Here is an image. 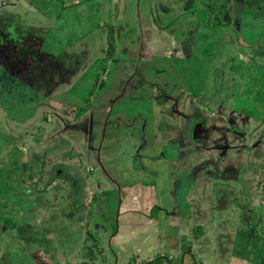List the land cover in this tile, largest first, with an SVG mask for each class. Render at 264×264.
I'll list each match as a JSON object with an SVG mask.
<instances>
[{"label":"rangeland","instance_id":"rangeland-1","mask_svg":"<svg viewBox=\"0 0 264 264\" xmlns=\"http://www.w3.org/2000/svg\"><path fill=\"white\" fill-rule=\"evenodd\" d=\"M46 1L0 0V264H264V0Z\"/></svg>","mask_w":264,"mask_h":264},{"label":"crops","instance_id":"crops-1","mask_svg":"<svg viewBox=\"0 0 264 264\" xmlns=\"http://www.w3.org/2000/svg\"><path fill=\"white\" fill-rule=\"evenodd\" d=\"M80 1H81L80 6L79 5L78 6L77 5L74 6V1L73 0H53V2H51V4H56L57 5V7L54 10V15H52V17H44L43 20L40 21V22H43L44 21L47 24H49L50 26L53 25L52 28H54V30H53L52 33L55 32V29H57V30H60V29L64 30V27H65L66 23H68V20L65 19L66 14L71 15V14H73L75 12H79V11H80L79 13L84 12V14H85V13H90V11L92 10V8L90 7V3H87V1H89V0H80ZM148 1H152V0H148ZM46 2H49V0H47ZM100 4H102L103 7L101 8V6L99 5V7H98L99 11L102 10V13L109 14V16H111V14L113 12L116 14L118 10L122 9V7H118V3H115V6L113 7L112 0H109V3H107L106 0H103V2L100 3ZM162 4H167V3H162ZM139 7H140V5L138 6L137 9H139ZM69 8H73V11H71V9H69ZM112 10H113V12H112ZM140 10H142V9L140 8ZM46 20L49 21V23ZM109 20H111L110 17L106 21H109ZM37 22H39V19H38ZM99 23H100V19H99L98 25H99ZM109 27H112L111 21H109L106 24V26H104V28H107V30L106 29L103 30V31H106V33L108 32L107 33V36L108 37H110L111 34H113L114 32L117 31L118 26H116V30H114V28H113L112 31L109 29ZM17 29H19V27ZM46 29H47V27H46ZM65 33H67V32L65 31L64 34ZM63 35L61 37H63ZM29 36L30 37H34L35 35H29ZM80 36H84V34H81ZM55 37L54 36H51V38H52L51 41H55V43H57L55 46L56 47H60V44H58V42H57L58 39H57V37L56 38ZM26 38H29V37H26ZM72 41L74 42V40H72ZM98 43H101V40H98ZM97 52H98V57H97L98 61L99 60H102L103 61V59L104 60H108V57H109V54L110 53H106L105 48L99 47V48H97ZM114 54H115V52L113 51V55H111L110 58H114L115 59ZM105 62H107V61H105ZM142 198H143V196H142Z\"/></svg>","mask_w":264,"mask_h":264},{"label":"water","instance_id":"water-1","mask_svg":"<svg viewBox=\"0 0 264 264\" xmlns=\"http://www.w3.org/2000/svg\"><path fill=\"white\" fill-rule=\"evenodd\" d=\"M175 9H178L177 11H181L180 9H181V7L179 6L178 8H175ZM177 18L179 19V18H181V16H177ZM191 102H189V104H190ZM144 139V138H143ZM145 140V139H144Z\"/></svg>","mask_w":264,"mask_h":264},{"label":"flooded vegetation","instance_id":"flooded-vegetation-1","mask_svg":"<svg viewBox=\"0 0 264 264\" xmlns=\"http://www.w3.org/2000/svg\"><path fill=\"white\" fill-rule=\"evenodd\" d=\"M203 128H204V127H203ZM203 128H202V127L199 128V131L203 130L202 133L205 132V130H204ZM198 133H199V132H198ZM202 133H201V134H202Z\"/></svg>","mask_w":264,"mask_h":264}]
</instances>
